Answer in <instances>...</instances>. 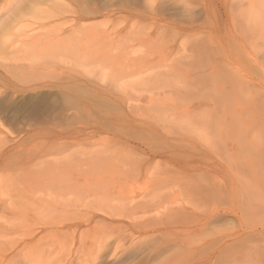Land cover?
Instances as JSON below:
<instances>
[{
    "label": "rangeland",
    "instance_id": "1",
    "mask_svg": "<svg viewBox=\"0 0 264 264\" xmlns=\"http://www.w3.org/2000/svg\"><path fill=\"white\" fill-rule=\"evenodd\" d=\"M59 1L0 0V106L4 107L0 109L3 113L0 118V125L3 126V128L0 126L2 142H0V146L3 143L6 145L0 151V164L2 165L0 167L2 168V171L0 170V174H2L0 175V200L1 203L4 202L2 204L7 210H5V215L13 213V211L15 215L10 214L7 215V218L0 219V224L7 227V231H0V264H209L204 261L209 244L202 245L200 243L203 242L199 243L198 239L201 237V239L207 240L208 237L217 236V229L223 230L229 228V225H237L235 216L225 215L219 220L212 221L213 225L209 223L207 228L205 226L204 231H201L204 227L199 229L201 224L194 226L195 232L189 233L188 237L174 235L189 231L186 226L182 225H177L175 230L173 229L175 227L170 226L167 230L161 229L155 232L149 231V233L129 230L124 233L118 228L105 227L104 229L100 227V230L98 227V231L95 230V233L91 231V235L95 236L96 234L97 237L83 236L85 241L83 238L79 241L78 236L69 238L66 229L58 228L59 232L57 233L51 231L52 229L56 230L52 223L53 219L57 218L58 222L56 220V223L64 222L68 219L65 216L69 214L72 216L70 210H75L73 216H76L77 211L88 210V205L90 209L97 207L96 209L102 210L104 208L109 212L114 211L113 213L121 214V217L107 219H113V222L116 224L118 222L124 227L144 219L168 220L169 217L182 213H177L180 208L186 212V214H182L185 217L190 215L191 206L193 209L194 206L198 208L195 207V210L203 209V211L218 208L221 214L227 210L226 208H238L240 212L238 216L241 218L250 216L255 221L257 228L255 226L252 233H259L262 230V224L264 225V221L261 222L264 219V0H139V4H132L133 0H64L65 5H61V8L60 5H57ZM88 6L90 8L95 6L97 15L80 19L79 16L83 15ZM189 17H194L195 22L193 20L186 21ZM82 25L86 27L98 25V27H91L94 30L92 34H90L89 26V28H84L90 31L85 34H90V37L85 36L88 41L85 37L83 38L84 35H81L83 32L85 33V30H80L83 29L80 27ZM199 32L202 33L198 34ZM206 32L214 33L215 36L211 42L203 37ZM216 35L218 37L220 35V37L218 38ZM73 36H77V38ZM70 37H72V43ZM201 37V40L195 41ZM89 38H91L90 41ZM55 39L58 40V43L62 41L65 51L63 49L61 51L59 48L60 52L59 50L57 52L58 48L54 47L55 52L50 49L54 52L52 55L49 49L46 51L44 45L46 44L48 48L47 43L50 46L56 43L57 46ZM231 41L236 45H232ZM81 42H83L82 45ZM225 42H228L232 49L233 47L239 48L238 54L232 58V61L235 69L241 72L238 78L236 76L225 80L220 78L218 82L226 88L225 94L224 92L221 94L212 90L215 89L217 81L213 83L214 81L206 76L209 71L207 68H201V64L197 63V60L201 57L199 52L202 48L206 51L204 54L206 57L213 49V44L214 46L225 45ZM68 43L70 46L66 49L65 45L68 47ZM17 45L18 47H16ZM37 47L38 49L44 47L45 50L39 49L38 51ZM35 50L37 51L35 52ZM68 50L69 53H67ZM44 51L45 53H43ZM190 60L193 63L188 64ZM205 78L208 82L204 80ZM41 83L44 84L41 85ZM46 83L56 84L55 87L59 84H73L80 86V88L77 87L79 89L75 87L77 90L82 88L83 91V87L85 89L87 87V89L82 93L81 90L78 91L80 95L82 94L80 98H78L79 95L75 96V98L77 97L75 103L79 106L75 104L74 107L72 104L67 105L66 107H70L66 108L60 105L62 107L60 109V106H54L57 104L58 98H56V102L53 99L58 95V90L47 91ZM39 88L42 90L40 91ZM248 88L254 89V93ZM46 93L51 95L49 96L50 100L53 99L48 101L53 106L46 108L47 110L41 106V101L44 100L43 97ZM83 95L84 97H82ZM245 96L247 100L244 98ZM228 98L230 100H227ZM222 101L223 108L220 105ZM246 101L247 104L244 105ZM198 102L206 105L202 109H196L195 106ZM106 105H109L111 109L121 108L119 112L121 115L108 110L109 114L114 113V115L108 117L109 119L106 118V121L98 120L103 117L102 113L106 110ZM87 106L89 107L86 109ZM55 107H57V112ZM78 107L80 110H77ZM224 107L228 112L225 111L222 114ZM102 108L103 110L100 112ZM256 108H258L257 111L254 110ZM184 110L189 112L188 116L193 118L184 117L180 112ZM88 111L93 116L90 115V112L87 114ZM249 111L250 115L247 114ZM137 113L141 114L140 117L143 116V118H140L139 114L137 116ZM68 114H73L72 116L76 119ZM216 115L223 116L216 117ZM70 117L71 119H69ZM77 117L80 120H77ZM125 117L128 120L129 118L134 119L137 123L141 122V124L144 121L145 123L152 122L154 128H145L149 132L144 128L142 131L138 130L139 132L133 128L129 130V127L123 123L124 120H127ZM52 118L56 119L52 120ZM64 119H67L69 125ZM55 120L57 121L54 122ZM96 120L100 123H96L98 122ZM168 120L172 122L170 123ZM199 122L204 125L202 124L203 126H199L198 129ZM50 123H56V126ZM251 123L255 126H252ZM7 124L8 126H6ZM57 125L62 126V129L59 127L58 130ZM64 125H67L68 128ZM104 125H113V127L110 126L111 132H114L116 128H123L128 135L119 138L113 133L105 131L102 127ZM98 129L101 131L95 134L94 131H98ZM245 129L249 131L246 132ZM254 129L256 130L254 131ZM7 131L10 133L8 134ZM183 131L186 135L181 133ZM186 131H189V136ZM197 132H199L198 136ZM192 133L195 135H191ZM194 143L196 148L206 147L208 154L194 150L191 146ZM177 145H179V149ZM127 148L135 150L137 154H131L126 150ZM120 149L123 150V153ZM223 149L224 151H222ZM125 151L129 153V156ZM136 156L145 157L147 160L146 164L141 166L140 174H137L138 171L134 169L137 163L136 159L134 160ZM72 159L75 162H72ZM102 163L104 164L102 165ZM105 165L110 170H107ZM258 167H262L261 170ZM255 169L256 171H254ZM207 170L216 174L215 176L224 185L227 195L224 199L208 201L198 196V189L210 187V183L213 182L210 175L205 176L208 174ZM67 171H71V173L69 174ZM195 171L199 172L196 174ZM76 172L82 175L78 174V177ZM67 173L69 178H65ZM95 173H98L99 181H97ZM198 174L202 176L201 178L209 177V179L203 178L206 184H202L204 182L200 180ZM85 175L88 178H84ZM101 176L104 179L100 178ZM102 179L106 182L104 183ZM195 179H198L197 183H195ZM84 180L87 181L84 182ZM74 181L81 182L82 185L80 183L79 186H75L73 185ZM68 186L73 189H69ZM191 188L192 191L194 190L193 192ZM82 189L83 191H81ZM19 190L22 192L20 193ZM250 192L254 195H251ZM55 193L57 194L55 195ZM61 194L63 195L61 196ZM260 195L261 198H258ZM70 197L74 198L75 204ZM102 198L103 201L105 200L104 204ZM116 198L119 201H116ZM129 198H131L130 202ZM189 198L195 199L192 200L194 205ZM226 198H229L230 201ZM66 199L68 202L64 201ZM72 201L75 208H72ZM143 201L144 203H141ZM196 203L198 204L195 205ZM137 204H145V207L134 209V205ZM172 210L173 212H171ZM244 213L247 215L244 216ZM54 215L55 217L52 218ZM57 215H61L59 218L62 219L64 216L65 220L61 219L60 221ZM73 216L69 219H74ZM77 217L79 216L77 215L75 218ZM260 225L261 227H258ZM106 230H108L107 233ZM209 230L213 234L211 231L208 233ZM184 237L188 239L184 240ZM194 239L199 243L194 242L196 246L192 243L195 241ZM82 240L83 244H81ZM186 241H189L190 249L189 243H184ZM79 244L84 246L80 248ZM177 250L179 251L177 252ZM79 252L81 253L79 254ZM214 260L215 258L211 261Z\"/></svg>",
    "mask_w": 264,
    "mask_h": 264
},
{
    "label": "bare ground",
    "instance_id": "2",
    "mask_svg": "<svg viewBox=\"0 0 264 264\" xmlns=\"http://www.w3.org/2000/svg\"><path fill=\"white\" fill-rule=\"evenodd\" d=\"M120 2V1H119ZM58 4L57 5H60V8H61V5L62 6H64L65 4H64V0H60L59 2H57ZM64 4V5H63ZM132 4H139V0H133V2H132ZM164 4V3H163ZM94 5V4H93ZM123 5V4H122ZM92 6V5H91ZM58 7V6H57ZM165 7V6H164ZM57 10V9H56ZM58 11V10H57ZM59 12V11H58ZM21 13V12H20ZM97 15V12H96V10H95V6L94 7H92V8H90L89 6L88 7H86V10H85V12H83V15L80 17L79 16V18L80 19H86V18H91L92 16H94V15ZM78 15V14H77ZM149 16V15H148ZM183 19V18H182ZM184 19H186V18H184ZM194 19V17H189V18H187L186 19V21H192ZM135 20V19H134ZM122 21H124V20H122ZM194 21V20H193ZM195 22V21H194ZM194 22H190L191 24L192 23H194ZM189 23V22H188ZM209 23H210V21H209ZM209 23H207L208 25H210ZM212 23V22H211ZM89 26V25H88ZM86 27L85 25L83 26H80V27H83V29H80V30H85L84 28L86 27V28H89V29H91V27H98V25L96 26H89V27ZM202 27V26H201ZM76 28V27H75ZM204 28V27H203ZM202 28V29H203ZM212 28V27H211ZM89 29H87V30H85V33L83 32V34H81V32L80 31H77L76 29V31L77 32H79L81 35H84L83 36V38L85 37V36H88V37H90V34H92L93 32H94V30L93 29H91V32L90 31H88ZM201 29V30H202ZM79 30V29H78ZM72 31H73V29H72ZM90 32V34L88 35H85L86 34V32ZM210 31V30H209ZM212 31V30H211ZM48 32V31H47ZM213 32V31H212ZM222 32V31H221ZM57 33V32H56ZM130 33H132V32H130ZM202 32H199L198 34H201ZM54 34V33H53ZM184 34V33H183ZM198 34H195L196 36H198ZM220 34V33H219ZM71 35H73V34H71ZM74 35H76V34H74ZM177 35V34H176ZM194 35V36H195ZM43 36H45V35H43ZM68 36H69V34H68ZM95 36V35H94ZM96 36H98L97 34H96ZM215 35H214V33H210V32H206V34L205 35H203V37H205L206 39H207V41H209V42H211V40L213 39V37H214ZM46 37H48V35L46 34ZM74 37V36H73ZM79 37V36H78ZM93 37V36H92ZM216 37H218L217 35H216ZM219 37H220V35H219ZM218 37V38H219ZM229 37V36H228ZM227 37V38H228ZM230 37H232V36H230ZM229 37V38H230ZM66 38V37H65ZM72 37H70V41H71V43H72V39H71ZM74 38H77V36L76 37H74ZM86 39H87V41H88V38L87 37H85ZM50 39V38H49ZM49 39H48V42H49ZM57 39H58V37H57ZM61 39V38H60ZM59 39V40H60ZM69 39V38H68ZM90 39L91 38H89V41H90ZM202 39V37L199 39V38H197V39H195V41L196 42H198L199 40H201ZM56 40V39H55ZM62 40H64V39H62ZM67 40V39H66ZM78 40V39H77ZM83 39H81V41H82ZM32 41V40H31ZM57 41V46H56V43H54V45H49L50 44V42H49V44L47 43V45H48V48H47V46H46V44L44 45V47H45V49H46V51H47V49H53L54 50V52L56 51L55 49H54V47H56V49H57V52H58V50H59V48H61V51H63L64 50V46H63V43H62V41H60L59 43H58V40H56ZM74 41V40H73ZM34 42V41H33ZM32 42V43H33ZM45 42V41H44ZM83 42H84V40H83ZM83 42H81V45H82V43ZM60 43H62V45H60ZM22 44V43H21ZM64 44H66V43H64ZM73 44H74V42H73ZM79 44H80V40H79ZM213 44V43H212ZM231 44L232 45H236V43L235 42H233V41H231ZM59 45V46H58ZM67 45V44H66ZM66 45H65V48L66 49H68L69 48V43H68V47H66ZM211 46V45H210ZM213 46V49L212 48H208V49H212L210 52H209V54H207L206 55V57H205V55L204 54H206V51L202 48V50L199 52V54L201 55V57L197 60V63L198 62H200V64H201V68H207V71H209V73L206 75L208 78H210L211 79V81H214L213 83H215V81H217V83H216V87H215V89L213 88L212 90L214 91V90H216L218 93L220 92L221 94L224 92V90L226 91V88H225V86L224 85H221L220 84V82H218V81H220V78L222 79V80H225V79H232L231 77H234V76H236L237 78H238V75L240 74V70H236L235 69V67L233 66L234 65V63H233V61H232V58L234 57H236V55L238 54V52H239V48H236V47H233V49H232V46H230L229 45V43L228 42H225V45H216V46H214V44L212 45ZM16 47H18V45L16 46ZM44 47H39V49L40 50H42V49H44ZM76 47V49H77V46H75ZM74 47V48H75ZM81 47H83V46H81ZM204 47V46H203ZM238 47H240V46H238ZM79 48V47H78ZM205 49H206V47H204ZM236 48V49H235ZM37 49H38V47H37ZM39 49H38V51H39ZM44 49V50H45ZM63 49V50H62ZM71 49V48H70ZM50 50V51H51ZM52 50V51H53ZM37 50H35V52H36ZM50 51H48L49 53H50ZM51 51V52H52ZM65 51V50H64ZM28 52V51H27ZM41 52V51H40ZM54 52H52V55L54 54ZM56 52V53H57ZM59 52H60V50H59ZM73 52H74V50H73ZM205 52V53H204ZM43 53H45V51L43 52ZM47 53V52H46ZM48 53V54H49ZM63 53H65V52H63ZM67 53H69V50H68V52ZM241 53V52H240ZM243 54H244V52H243ZM38 55V54H37ZM44 55V54H43ZM47 55V54H46ZM72 55H73V53H72ZM51 56V55H50ZM57 56V55H56ZM240 56V55H239ZM48 57V56H47ZM52 57H54V56H52ZM51 57V58H52ZM64 57V56H63ZM238 59H239V57H238ZM252 59V58H251ZM240 61V60H239ZM190 63H188V64H191V63H193V61H189ZM194 63H196L195 61H194ZM187 64V63H186ZM202 65H204V66H202ZM229 66V67H228ZM231 66H232V68H231ZM200 68V67H199ZM190 69V68H189ZM206 70V69H205ZM198 71V70H197ZM200 71V70H199ZM201 71H203V70H201ZM188 72H190V71H188ZM207 73V72H206ZM184 74H186V73H184ZM229 76V77H228ZM203 77V76H202ZM176 78V77H175ZM190 78V77H189ZM197 78V77H196ZM201 79H203V78H201ZM63 80V78L61 79V81ZM68 80V79H67ZM204 80H206V78L204 79ZM236 80V79H235ZM8 81V80H7ZM207 81V80H206ZM6 82V81H5ZM55 82V81H54ZM57 82H60V81H57ZM63 82V81H62ZM77 82V81H76ZM76 82H73V83H75V84H78V83H76ZM80 82V81H79ZM208 82V81H207ZM231 82V81H230ZM183 83V82H182ZM229 83V82H228ZM238 83H240V82H238ZM256 83V82H255ZM1 84V83H0ZM7 84V83H6ZM8 84H9V82H8ZM42 84H44V83H41V85ZM201 84V83H200ZM217 84H219V86H217ZM40 85V86H41ZM46 86V88L48 87V89H47V91H50V89H57L58 91V95L55 97V98H53V97H51V98H53V99H55V102H56V98H58V101H57V104H54V106H63V107H66L67 105H72V104H74V107H75V104L77 105V103H75L76 102V98H75V96H77V95H79V97L78 98H80V96L82 95H80V90L82 89H80V90H77V89H79L80 88V86L79 85H71V84H59V86H56L55 87V85H53V84H51V83H46L45 84ZM192 85H193V83H192ZM207 85V84H206ZM239 85V84H238ZM79 86V88H77ZM194 86V85H193ZM197 86V85H196ZM248 86V85H247ZM249 86H251V85H249ZM6 87V86H5ZM54 87V88H53ZM77 89H76V88ZM82 87V86H81ZM210 87V86H209ZM208 87V88H209ZM219 87V88H218ZM231 87V86H230ZM240 87V86H239ZM241 87H243L244 89L246 88V87H244V86H242L241 85ZM252 87V86H251ZM42 88H43V90H44V87L42 86ZM73 88V89H72ZM84 88V90H86L87 89V87H86V89H85V87H83ZM195 88V87H194ZM225 88V89H224ZM242 88V89H243ZM38 89V88H37ZM89 89V88H88ZM191 89V88H190ZM247 89V88H246ZM249 89V88H248ZM39 90H40V88H39ZM42 90V89H41ZM40 90V91H41ZM83 90V91H84ZM93 90V89H92ZM250 90V89H249ZM248 90V91H249ZM252 90V92H253V90L254 89H251ZM250 90V91H251ZM25 91V90H24ZM53 91V90H52ZM51 91V92H52ZM79 91V92H78ZM82 90H81V93L83 92ZM228 91V90H227ZM255 91H257V90H255ZM261 91V90H260ZM43 92V91H42ZM87 92V91H86ZM235 92V91H234ZM258 92V91H257ZM34 93V92H33ZM44 93H45V91H44ZM49 94H51L50 92H48ZM89 93V92H88ZM100 93V92H99ZM254 93V92H253ZM38 94V93H37ZM49 94H45V96L43 97V95H42V97L44 98V100L43 101H41L42 102V108H44V109H46V108H48V107H52L51 106V104H50V102L48 103V101L50 100L49 98V96H51V95H49ZM84 94V93H83ZM87 94V93H86ZM224 94H225V92H224ZM97 95V94H96ZM29 96V95H28ZM27 96V97H28ZM35 96V95H34ZM41 96V95H40ZM95 96V95H94ZM203 96V95H202ZM24 97V96H23ZM41 97V98H42ZM82 97H84V95L82 96ZM92 97V96H91ZM96 97V96H95ZM213 97V96H212ZM216 97V96H215ZM220 97V96H219ZM253 97V96H252ZM263 97V96H262ZM33 98V95L31 96V99ZM36 99H37V97H35ZM47 99V101H46V99ZM86 98H90V97H86ZM224 98V97H223ZM231 98V100H232V96L230 97ZM230 98H228L227 100H230ZM246 100H247V98H246V96L244 97ZM254 98V97H253ZM256 98H258V97H256ZM24 99H25V97H24ZM38 99H39V97H38ZM52 99V100H53ZM84 99V98H83ZM218 99V98H217ZM217 99H215V100H217ZM220 99H222V98H220ZM263 99H264V97H263ZM41 100V99H40ZM52 100H50V101H52ZM213 100V99H212ZM224 100V99H223ZM226 100V101H227ZM244 100V99H243ZM257 100V99H256ZM39 101V100H38ZM84 101V100H83ZM90 101V100H89ZM91 101H93V100H91ZM95 101V100H94ZM103 101H106V100H103ZM202 101V100H201ZM221 101V100H220ZM219 101V102H220ZM234 101V100H233ZM261 101V100H260ZM36 102V101H35ZM85 102V101H84ZM229 102V101H228ZM243 102V101H242ZM241 102V104L243 105V103ZM28 103V102H27ZM31 103V102H30ZM105 103V102H104ZM108 103V102H107ZM106 103V104H107ZM216 103V102H215ZM235 106L237 105V102H236V100H235ZM14 104V103H13ZM216 104H218L219 105V103H216ZM231 104V103H230ZM239 104V103H238ZM245 104H247V101H246V103H244V105ZM31 105H33V104H31ZM112 105V104H111ZM196 105V104H195ZM194 105V106H195ZM206 105V104H205ZM204 103H197V105L195 106V108L196 109H202L204 106ZM221 106L223 105V101L221 102V104H220ZM226 105V104H225ZM243 105V106H244ZM255 105H257L256 103H255ZM59 107L60 109L62 108V107ZM77 106H79V105H77ZM97 106V105H96ZM95 106V107H96ZM100 106V105H99ZM104 106V105H103ZM116 106H118V105H116ZM191 106V105H190ZM208 106V105H207ZM1 108L0 109H3L4 107H2V106H0ZM35 107H36V105H35ZM34 107V108H35ZM57 107H55L56 108V112H57ZM70 107V106H69ZM69 107H66V108H69ZM80 107H82V106H80ZM89 106H87L86 107V109L88 108ZM98 107V106H97ZM115 107V106H114ZM193 107V106H192ZM252 107H254V106H252ZM31 108H33V107H31ZM65 108V109H66ZM73 108V107H72ZM100 108V107H99ZM116 108V107H115ZM194 108V109H195ZM222 108H223V106H222ZM259 108V107H258ZM258 108H256V109H254V110H256L257 111V109ZM79 109V107L77 108V110ZM84 109V108H83ZM92 109H95V108H92ZM97 109V108H96ZM106 110H104L103 111V117L101 118V119H98V120H101V121H103V120H105L106 118H108V117H111V115L113 114L114 115V113L115 112H117L118 114H119V112L121 111V108H119V107H117L116 109H111V107L109 106V105H106V108H105ZM119 109V110H118ZM186 109H188L187 107H186ZM207 109V108H206ZM233 109V108H232ZM239 109V108H238ZM241 109V108H240ZM32 110H34V109H32ZM40 110V109H39ZM47 110V109H46ZM45 110V111H46ZM51 110V109H50ZM67 110V109H66ZM66 110H61V111H63V112H65ZM69 110V109H68ZM70 110H71V108H70ZM73 110V109H72ZM80 110V109H79ZM85 110V109H84ZM90 110V109H89ZM100 110V109H99ZM102 110H103V108L101 109V111L100 112H102ZM108 110H112V112H114V113H110L109 114V111ZM166 110V109H165ZM221 110H223V109H221ZM243 110V109H242ZM2 110H0V118L2 117V112H1ZM43 111V110H42ZM60 111V112H61ZM94 111V110H93ZM134 111V110H133ZM175 111V110H174ZM212 111H213V109H212ZM218 111V110H217ZM225 111H227V109H225V107H224V110L222 111V114L225 112ZM234 111V110H233ZM251 111H253V110H251ZM259 111V110H258ZM59 112V111H58ZM63 112H62V114H63ZM67 112V111H66ZM65 112V113H66ZM73 112H74V110H73ZM81 112H82V108H81ZM89 112L90 111H88V113L87 114H89ZM182 114H183V116L184 117H186V116H188L190 113L189 112H187V111H180ZM228 112V111H227ZM263 112V111H262ZM14 113V112H13ZM42 113V112H41ZM41 113H40V116H41ZM76 113V112H75ZM79 113V112H78ZM83 113H85L84 111H83ZM94 113V112H93ZM97 113V112H96ZM131 113H132V111H131ZM136 113V112H135ZM231 113V112H230ZM234 113V112H233ZM252 113H254V112H252ZM6 114V113H5ZM4 114V115H5ZM37 114V113H36ZM46 114V113H45ZM61 114V113H60ZM98 114V113H97ZM134 114V113H133ZM138 114L139 113H137V116H138ZM207 114V113H206ZM214 114V113H213ZM232 114V113H231ZM230 114V115H231ZM248 115H250V111L247 113ZM256 114V113H255ZM258 114H260V113H258ZM18 115V114H17ZM39 115V114H38ZM50 115V114H49ZM69 115V114H68ZM73 114H71V115H69V116H72ZM90 115H91V112H90ZM89 115V116H90ZM119 115H121V114H119ZM118 115V116H119ZM136 115V114H135ZM140 115L141 114H139V117H140ZM176 115H178V114H176ZM204 115V114H203ZM208 115V114H207ZM234 115V114H233ZM257 115V114H256ZM13 116V115H12ZM27 116V115H26ZM34 116V115H33ZM44 116V115H43ZM43 116H42V118H43ZM52 116V115H51ZM77 116V115H76ZM88 116V115H87ZM91 116H93V114L91 115ZM97 116V115H96ZM134 116V115H133ZM136 116V117H137ZM182 116V117H183ZM197 116V115H196ZM210 116V115H209ZM221 116H223V115H221ZM221 116H218V115H216V117H221ZM260 116V115H259ZM4 117V116H3ZM9 117V116H8ZM14 117V116H13ZM16 117V116H15ZM47 117V116H46ZM56 117H57V115H56ZM59 117H60V115H59ZM62 117H64V116H62ZM65 117H67V116H65ZM72 117H74V116H72ZM81 117V116H80ZM84 117V116H83ZM188 117H192V116H188ZM198 117V116H197ZM6 118V117H5ZM68 118V117H67ZM75 119H76V117H74ZM126 118V117H125ZM140 118H143V116L142 117H140ZM140 118H138V119H140ZM193 118V117H192ZM251 118V117H250ZM8 119V118H7ZM47 119V118H46ZM49 119V118H48ZM54 119H56V118H52V120H54ZM69 119H71V117L69 118ZM73 119V118H72ZM74 119V120H75ZM87 119V118H86ZM109 119V118H108ZM127 119V118H126ZM145 119H147V118H145ZM195 120H196V117L194 118ZM199 119V118H198ZM3 120V119H2ZM6 120V119H5ZM15 120V119H14ZM13 120V121H14ZM31 120H32V118H31ZM30 120V121H31ZM37 120V119H36ZM51 120V121H52ZM57 120H58V118H57ZM57 120H55L54 122H56ZM67 119H64V121L66 122V124H67V121H66ZM74 120H72V121H74ZM77 120H80V118H78L77 117ZM76 120V121H77ZM98 120H96V121H98ZM142 120V119H141ZM149 120V119H148ZM152 120V119H151ZM156 120V119H155ZM193 120V119H192ZM217 120L219 121V119L217 118ZM251 120H253L254 121V119H252L251 118ZM42 121V123H43V120H41ZM47 121V120H46ZM49 121V120H48ZM51 121H49V122H51ZM69 121V120H68ZM84 121V120H83ZM87 121V120H86ZM106 121V120H105ZM138 121V120H137ZM164 121V120H163ZM168 121H170V123L172 122L171 120H168ZM180 121H181V119H180ZM184 121V119L182 120V122ZM190 121H191V119H190ZM258 121V120H257ZM261 121V120H260ZM8 122V121H7ZM59 122V121H58ZM57 122V123H58ZM147 122V121H146ZM178 122H179V119H178ZM192 122H194V120L192 121ZM204 122V121H203ZM207 122V121H206ZM214 122V121H213ZM4 123V122H3ZM29 123V122H28ZM37 124H39V122H36ZM69 123V122H68ZM70 123H71V121H70ZM96 123H100L99 121L98 122H96ZM120 123V122H119ZM123 123H125L126 124V127H129L128 129L130 130V128H133L134 130L136 129V131H142V129L144 128H151V129H153L154 128V126L152 125L153 123L152 122H147V123H145V121L141 124V122H139V123H137L136 122V120L134 121V119H130L129 118V120L127 119V120H124L123 121ZM155 123V122H154ZM157 123V122H156ZM167 123V122H166ZM255 123V122H254ZM257 123V122H256ZM5 124H6V122H5ZM9 124V123H8ZM8 124L6 125V126H8ZM33 124V123H32ZM51 124V123H50ZM50 124H49V126H50ZM59 124H61V122H59ZM85 124V123H84ZM169 124V123H168ZM167 124V125H168ZM203 124V123H202ZM200 122H199V125L197 124V126H198V129L200 128V127H202L203 125H202ZM207 124H209V123H207ZM213 124V123H212ZM251 124H253V123H251ZM261 124V123H260ZM259 124V125H260ZM2 125V124H1ZM0 125V126H1ZM11 125V124H10ZM44 125V124H43ZM51 125H55L56 126V123H54V124H51ZM63 125V124H62ZM67 125H69V124H67ZM65 126V127H67L68 128V126ZM161 125V124H160ZM228 125V124H227ZM258 125V126H259ZM29 126V125H28ZM48 126V125H47ZM58 126V125H57ZM85 126V125H84ZM110 126H112L113 127V125H104V126H102L103 128H104V130L105 131H109V132H111V130H112V128H110ZM116 126V125H115ZM200 126V127H199ZM209 126V125H208ZM252 126H255L254 124L252 125ZM251 126V127H252ZM59 127H61V129H62V126H58V130L60 129ZM76 127V126H75ZM97 127V126H96ZM168 127V126H167ZM172 127V126H171ZM194 127V126H193ZM245 127V126H244ZM1 128H3V126H1ZM4 128H6L5 126H4ZM69 128H70V126H69ZM179 128V127H178ZM188 128V127H187ZM190 128V127H189ZM264 128V127H263ZM46 129V128H45ZM64 129H66V128H64ZM127 129V130H128ZM141 129V130H140ZM150 129V130H151ZM184 129H186V128H184ZM213 129H214V127H213ZM246 129H247V127H246ZM245 129V130H246ZM44 130V129H43ZM58 130H57V132H58ZM132 130V129H131ZM145 130H147V129H145ZM169 130V129H168ZM174 130V129H173ZM181 130V129H180ZM217 130H219L218 129V127H217ZM256 129H254V131H255ZM259 130V129H258ZM50 131V130H49ZM101 130L100 129H98V131H94V133L96 134V132H100ZM138 131V132H139ZM148 132H149V130H147ZM196 131V130H195ZM211 131H212V129H211ZM214 131V130H213ZM221 131V130H220ZM247 131H249V130H246V132ZM8 132V131H7ZM52 132V131H51ZM186 132H188V135L187 136H189L190 135V133H189V131H186ZM200 132V131H199ZM199 132H197V136H198V134H199ZM204 132V131H203ZM252 132V131H251ZM10 132H8V134H9ZM76 133V132H75ZM93 133V135H95ZM111 133H113V135H116V136H118L119 138H120V136H124V135H128V134H126L127 132L125 131V129H123V128H116L115 130H114V132H111ZM147 133V132H146ZM169 133V132H168ZM181 133H183L184 134V131L183 132H181ZM193 133H194V130H193ZM193 133L191 134V135H193ZM209 133V132H208ZM207 133V134H208ZM250 133V132H249ZM257 133H258V131H257ZM92 134V133H91ZM99 134V133H98ZM108 134V133H107ZM141 134V133H140ZM144 134V133H143ZM148 134V133H147ZM180 134V133H179ZM220 134V137H221V132L219 133ZM76 135V134H75ZM88 135V134H87ZM142 135V134H141ZM181 135V134H180ZM184 135H186V134H184ZM195 135V134H194ZM193 135V136H194ZM205 135H206V133H205ZM48 136V135H47ZM63 136V135H62ZM211 136H213V135H211ZM60 137V136H59ZM125 137V136H124ZM184 137V136H183ZM199 137H200V135H199ZM198 137V138H199ZM202 137H204V136H202ZM201 137V138H202ZM207 137V136H206ZM215 137V136H214ZM214 137H212V138H214ZM251 137H254V136H251ZM256 137V136H255ZM259 137V136H258ZM118 138V139H119ZM122 138V137H121ZM155 138V137H154ZM1 139V138H0ZM136 139V138H135ZM220 139V138H219ZM258 139V138H257ZM260 139V138H259ZM131 140H133V139H131ZM139 140V139H138ZM137 140V141H138ZM187 140V139H186ZM186 140H184V141H186ZM188 140H192V139H188ZM187 140V141H188ZM215 140V139H214ZM217 141H218V139H216ZM225 140V139H224ZM253 140V139H252ZM6 141V140H5ZM140 141V140H139ZM193 141V140H192ZM254 141H255V139H254ZM0 142H1V140H0ZM169 142H171V141H169ZM183 142V141H182ZM195 142V141H194ZM2 143V142H1ZM6 143H7V141H6ZM10 143V142H9ZM172 143V142H171ZM184 143V142H183ZM189 143V142H188ZM209 143V142H208ZM218 143V142H217ZM222 143V142H221ZM263 143H264V141H263ZM187 144V143H186ZM211 144V143H210ZM260 144V143H259ZM155 145V144H154ZM163 145V144H162ZM183 145V144H182ZM187 145H189V144H187ZM216 145V144H215ZM223 145V144H222ZM221 145V146H222ZM6 145H5V143H3L1 146H0V151H1V149L2 148H4ZM152 146V145H151ZM178 147V149H179V145H177ZM192 146V148L194 149V150H196V151H198L199 153H207L208 151V149L206 150V147H199V148H196V146H195V143L193 144V145H191ZM162 147V146H161ZM184 147V146H183ZM223 147V146H222ZM260 147V146H259ZM174 148H175V146H174ZM176 148V149H177ZM189 148V147H188ZM187 148V149H188ZM219 148V147H218ZM221 148V147H220ZM241 148V147H240ZM152 149H153V146H152ZM184 149V148H183ZM216 149V148H215ZM264 149V148H263ZM121 150V149H120ZM126 150H128V152H130L131 154L133 153V154H137V152L135 151V150H132V149H130V148H127ZM189 150V149H188ZM220 150V149H219ZM218 150V151H219ZM122 151V153H123V150H121ZM170 151V150H169ZM222 151H224V149L222 150ZM221 151V152H222ZM125 152H127V151H125ZM127 152V153H128ZM228 152V151H227ZM3 153V152H2ZM126 153V154H127ZM144 153V152H143ZM177 153V152H176ZM197 153V152H196ZM1 154V153H0ZM184 154H186V153H184ZM208 154V153H207ZM218 154V153H217ZM17 155V154H16ZM141 155V154H140ZM154 155V154H153ZM157 155V154H156ZM161 155V154H160ZM165 155V154H164ZM226 156H227V154H225ZM110 156V155H109ZM117 156V155H116ZM121 156V155H120ZM128 156H129V153H128ZM152 156V155H151ZM16 157V156H15ZM18 157V156H17ZM171 157V156H170ZM235 157H237V156H235ZM138 156H136L135 158H134V160L136 159V161H137V163L135 164V167H134V169L136 170V171H138L137 172V174L139 173L140 174V169H141V166L142 165H144V164H146V159H145V157L143 158H139ZM203 158V157H202ZM1 159V158H0ZM115 159V158H114ZM138 159V160H137ZM182 159V158H181ZM231 159V158H230ZM108 160V159H107ZM111 160V159H110ZM184 160V159H183ZM228 160V159H227ZM232 160V159H231ZM247 160V159H246ZM261 160V159H260ZM4 161V160H3ZM75 162V160H73L72 159V162ZM98 162H99V160H97ZM114 161V160H113ZM135 161V162H136ZM174 161H176L177 162V160H174ZM230 161V160H229ZM233 161V160H232ZM249 161V160H248ZM2 162V161H1ZM134 162V161H133ZM238 162V161H237ZM261 162H262V160H261ZM10 163V162H9ZM69 163V162H68ZM67 163V164H68ZM80 163V162H79ZM100 163V162H99ZM111 164H112V162H110ZM246 163H249V162H246ZM251 163V162H250ZM11 164V163H10ZM14 164V163H13ZM17 164V163H16ZM104 163H102V165H103ZM186 164V163H185ZM241 164H243V163H241ZM263 164V163H262ZM3 165H4V163H3ZM15 165V164H14ZM58 165V164H57ZM115 165V164H114ZM249 165V164H248ZM248 165H247V167H248ZM264 165V164H263ZM2 165L0 164V167H1ZM72 166V165H71ZM71 166H69L70 167V169H71V171H72V168H71ZM85 166V165H84ZM106 167H107V170L109 169L110 170V168H108V166L107 165H105ZM104 166V167H105ZM112 166V165H111ZM203 166H205V165H203ZM202 166V167H203ZM104 167H103V169H104ZM188 167V166H187ZM193 167V166H192ZM244 167H245V165H244ZM247 167H246V169H247ZM260 167V166H259ZM258 167V168H259ZM3 168H5V167H3ZM21 168V167H20ZM198 168V167H197ZM197 168H195V169H197ZM203 168H205V167H203ZM231 167H229V169H230ZM242 168V167H241ZM262 168V167H261ZM261 168H259L260 170H261ZM2 168H0V170H1ZM18 169V168H17ZM74 169V168H73ZM78 169V168H77ZM114 169L116 170V167H114ZM148 169H149V166H148ZM209 169V168H208ZM232 170H233V168H231ZM83 170V169H82ZM86 170V169H85ZM91 170V169H90ZM94 170H95V168H94ZM106 170V171H107ZM205 170V169H204ZM209 170H211V169H209ZM225 170V169H224ZM236 170V169H235ZM238 170V169H237ZM263 170V169H262ZM2 171V170H1ZM4 171H5V169H4ZM13 171V170H12ZM16 171V170H15ZM71 171L70 172H68L69 174L71 173ZM79 171H80V169H79ZM112 169H111V173H112ZM249 171V170H248ZM254 171H256V169L254 170ZM86 172H87V170H86ZM101 172V171H100ZM108 172V171H107ZM196 172V171H195ZM199 172V171H198ZM198 172H196V174L198 173ZM208 174H206L205 176H209L210 177V179H212V181L213 182H211L210 183V187L208 186V187H201L200 185V189H198V191H197V193H198V196L199 197H201V198H204V199H206V200H208V201H210V200H217V199H224V197L225 196H227L226 195V191H225V189H224V185L221 183V180L219 181V179L214 175V174H212V172L211 171H206ZM240 172V171H239ZM247 172V171H246ZM264 172V171H263ZM1 173V172H0ZM67 173V175H66V177L65 178H69V174ZM75 173V172H74ZM77 173V172H76ZM83 173V172H82ZM88 173H89V168H88ZM90 173H92L91 171H90ZM105 174H107L106 172H104ZM110 173V174H111ZM124 173V172H123ZM126 173V172H125ZM165 173V172H164ZM201 173H203L202 171H201ZM227 173V172H226ZM16 174V173H15ZM78 174H80V175H82L81 173H77V176H78ZM167 174V173H166ZM0 175H2V174H0ZM72 175V174H71ZM95 175H97V181H99V175H98V173L96 174L95 173ZM95 175H93V177H96ZM199 175V174H198ZM198 175H196V177H198ZM203 175V174H202ZM232 175V174H231ZM243 175V174H242ZM264 175V174H263ZM19 176H20V174H19ZM88 176H90V175H88ZM192 176V175H191ZM200 176V178L202 177L201 175H199ZM235 176V175H234ZM237 176V175H236ZM71 177V176H70ZM79 177V176H78ZM82 177V176H81ZM80 177V178H81ZM91 177V176H90ZM209 177H203V178H205V179H209ZM244 177V176H243ZM259 177V176H258ZM19 178V177H18ZM83 178V177H82ZM84 178H88L86 175H85V177ZM92 178V177H91ZM90 178V179H91ZM100 178H103L102 176L100 177ZM109 178H110V176H109ZM166 178V177H165ZM203 178H201L200 180H203ZM104 179V178H103ZM102 179V180H103ZM194 179V178H193ZM198 179H199V177H198ZM198 179H195V183H197L196 182V180H198ZM205 179L203 180V182L205 181ZM218 179V180H217ZM92 180V179H91ZM107 180V179H106ZM109 180V179H108ZM24 181V180H23ZM87 180H84V182H86ZM96 181V180H95ZM110 181H111V179H110ZM109 181V182H110ZM210 181V180H209ZM83 182V183H84ZM103 182L105 183L106 181H104L103 180ZM102 182V183H103ZM207 182V181H206ZM263 182H264V180H263ZM69 184L70 183H72V182H68ZM81 183V182H80ZM80 183L78 182V181H74V184L73 185H75V186H79L80 185ZM91 183V182H90ZM110 183H112V182H110ZM194 183V182H193ZM198 183H200L199 181H198ZM201 183H202V181H201ZM125 184V183H124ZM202 184H206L205 182L204 183H202ZM208 184V183H207ZM260 184V183H259ZM81 185H82V183H81ZM191 185H193V187L195 188H197V186H194V184H191ZM198 185V184H197ZM28 186V185H27ZM109 186V185H108ZM206 186V185H205ZM258 186V185H257ZM20 187V186H19ZM67 187V186H66ZM69 187V186H68ZM90 187V186H89ZM259 187H260V185H259ZM9 188V187H8ZM16 188V187H15ZM23 188V187H22ZM85 188V187H84ZM9 189H11V188H9ZM69 189H71L70 187H69ZM69 189H67V190H69ZM73 189V188H72ZM71 189V190H72ZM94 189H95V187H94ZM100 189V188H99ZM60 190V189H59ZM62 190V189H61ZM80 190V189H79ZM196 190V189H195ZM28 191V190H27ZM81 191H83V189L81 190ZM96 191H98L97 189H96ZM103 191H105V190H103ZM102 191V192H103ZM191 191H192V188H191ZM194 191V190H193ZM192 191V192H193ZM244 191V190H243ZM7 192H8V189H7ZM16 192V191H15ZM19 192H20V190H19ZM22 192V191H21ZM20 192V193H21ZM66 192V191H65ZM70 193H71V191H69ZM69 192H67V193H69ZM73 192V191H72ZM91 192V191H90ZM258 192V191H257ZM61 193V192H60ZM188 193V192H187ZM246 193H247V191H246ZM251 193V195L253 194L254 195V193H256V191H254V193H252V192H250ZM57 193H55V195H56ZM78 194V193H77ZM231 194V193H230ZM63 194H61V196H62ZM85 195V194H84ZM84 195H83V197H84ZM87 195H88V193H87ZM95 195H96V193H95ZM11 196H12V194H11ZM92 196V195H91ZM107 196H108V194H107ZM194 196V195H193ZM229 196V195H228ZM232 197H233V195H231ZM258 196H259V194H258ZM18 197V196H17ZM60 197V196H59ZM79 197V196H78ZM122 197V196H121ZM120 197V198H121ZM11 198V197H10ZM29 198V197H28ZM54 198H55V196H54ZM61 198V197H60ZM80 198V197H79ZM89 197L87 196V199H88ZM100 197L98 196V199H99ZM104 199H105V197H103ZM103 198H102V203L104 204L105 203V200L103 201ZM258 198H261V195H260V197H258ZM257 198V199H258ZM70 199H72L73 201H74V204H75V200H74V198H71L70 197ZM107 199V198H106ZM128 199V198H127ZM126 199V200H127ZM130 199L131 198H129V202H130ZM190 199V201H191V203H193L192 202V200H195V199H191V198H189ZM226 199H229V198H226ZM26 200H28V199H26ZM61 200H62V198H61ZM84 200H86V199H84ZM100 200V199H99ZM118 200V198H116V201ZM202 200V199H201ZM233 200V199H232ZM260 200V199H259ZM59 203H60V201L59 200H57ZM64 201H67V199L66 200H64ZM73 201H72V208L74 207L75 208V206H74V204H73ZM108 201V200H107ZM119 201V200H118ZM128 201V200H127ZM133 201V198H132V200H131V202ZM188 201V200H187ZM229 201H230V199H229ZM249 201V200H248ZM23 202V201H22ZM68 202V201H67ZM67 202H65V203H67ZM70 202H71V200H70ZM78 202H80L79 200H78ZM77 202V203H78ZM88 202V201H87ZM86 202V203H87ZM90 202V201H89ZM96 202V201H95ZM100 202H101V200H100ZM99 202V203H100ZM123 202H124V200H123ZM216 202V201H215ZM219 202V201H218ZM217 202V203H218ZM222 202V201H221ZM233 202V201H232ZM2 203L4 204V202L2 201ZM1 203V200H0V219H5V217L7 218V215H13V216H15L14 215V211H13V213H9V214H7L6 213V215H5V212L7 211L6 210V208L4 207V205ZM24 203V202H23ZM54 203H55V201H54ZM61 203H62V201H61ZM84 203H85V201H84ZM93 203V202H92ZM97 203V202H96ZM116 203V202H115ZM141 203H144V201L143 202H141ZM190 203V202H189ZM190 203V204H191ZM224 203V202H223ZM222 203V204H223ZM79 204V203H78ZM89 204V203H88ZM120 204V203H119ZM126 204H127V202H126ZM189 204V205H190ZM198 203H196L195 205H197ZM205 204V203H204ZM54 205V204H53ZM67 205V204H66ZM68 205H69V203H68ZM82 205V204H81ZM86 205V204H85ZM85 205H84V207H85ZM100 205V204H99ZM102 205V204H101ZM192 205V204H191ZM190 205V206H191ZM193 205H194V203H193ZM207 205V204H206ZM6 206V205H5ZM91 206V205H90ZM104 206V205H103ZM148 206V205H147ZM146 206V207H147ZM215 206H216V204H215ZM223 206V205H222ZM100 207V206H99ZM105 207V206H104ZM121 207H122V205H121ZM140 207H145V204H142V205H139V204H137V205H134V209H138V208H140ZM195 207L196 206H194V209H193V207L191 206L190 208L192 209L191 210V212H190V215H186L185 217L184 216H182V214H186V212L182 209L181 210V208L179 209V211H177V213L178 212H182V213H178V216H173V217H169L168 218V220H163V219H160V218H157V219H154V218H151V219H144L143 221H140V222H132L131 223V225H127V227H124V225L122 226L121 224H118V222H117V224H116V222H113L114 220L112 219V220H109V219H111V218H114V217H118V216H120L121 217V214H119V213H113V212H109V211H107L106 209V211L104 210V208L101 210V209H96V208H94V209H90L89 208V205H88V207H87V209L88 210H86V211H77L76 213L77 214H75L76 216L78 215L79 217H77V218H75L76 216H73L74 214V212H75V210H70L71 211V214H72V216L74 217V219H69L70 217H72V216H70V214L69 215H67V216H65L66 218H68V219H64L65 217L63 216V219L65 220L64 222H62L61 221V219L62 218H59V217H61V215H57V217L59 218V220L61 221V222H59V223H56V220H57V218H56V220L55 219H53V224H54V228L56 229V230H51L52 232H54V233H57V232H59V230H58V228H62V229H66L67 230V232H66V234L69 236V238H70V236H78V239H79V241H81V239L83 238L84 239V237L83 236H94V235H91L92 234V232L93 233H95L94 231L96 230V231H98L97 229H98V227H99V229H100V227H103L104 229H105V227H110V228H118V230L120 229L122 232H126V231H131V232H148L149 233V231L150 232H155V231H160L161 229L163 230V229H168L170 226H172V227H175V228H173L174 230L176 229V226L177 225H182V226H186L188 229L187 230H189V231H187V232H183V234L182 233H179L178 235H176V234H174L175 236H189V233H194L195 232V229L193 228L194 226H196V225H202V226H200V230L203 228V230H201V231H204L205 230V226H206V228H207V225H209V223H211L212 221H215V220H219V219H221L223 216H225V215H233V216H235L236 217V219H237V225H229V228H226V229H223V230H219V229H217L218 231L216 232V235L217 236H214V237H208V236H206V237H208V239H209V241H208V239L207 240H204V238L203 239H201V237H200V239H198L199 241V243L200 242H203V243H200V244H202V245H208L207 246V248H208V250H207V252H206V258L204 259V257H203V259H204V261H205V263L207 262H209V264H264V225L262 224V227H261V225L260 226H258V227H261V231L258 233H256V234H253L252 232H253V230H254V227L256 226L255 224V221L250 217V216H247V218H245L244 216H246L247 215V213H246V215H245V213H244V218H241L240 216H238V214L240 213L239 212V210H238V208L236 209V208H233V209H235V210H233V209H228V208H226L225 210L226 211H224L222 214H221V212L219 213V209L218 208H215V209H213V210H211V211H206V210H204L203 211V209L202 210H195ZM203 207V206H202ZM207 207V206H206ZM224 207V206H223ZM247 207V206H246ZM102 208V207H101ZM197 208V207H196ZM199 208H200V206H199ZM204 208H205V205H204ZM244 208V207H243ZM85 209H86V207H85ZM198 209V208H197ZM246 209V208H245ZM247 209H248V207H247ZM6 210V211H5ZM194 210V211H193ZM242 210V209H241ZM249 210V209H248ZM251 210H252V207H251ZM11 211V210H10ZM165 211V210H164ZM9 212V211H8ZM166 212V211H165ZM169 212V211H168ZM171 212H173V210L171 211ZM254 212V211H253ZM144 213V212H143ZM255 213V212H254ZM58 214V213H57ZM146 214V213H145ZM148 214V213H147ZM158 214V213H157ZM169 214V213H168ZM174 214V213H173ZM187 214H188V212H187ZM158 215H160V214H158ZM180 215V216H179ZM146 216V215H145ZM55 217V215L52 217V218H54ZM180 217V218H179ZM107 218H109V219H107ZM257 218V217H256ZM62 219V220H63ZM107 220H109V221H107ZM223 220V219H222ZM54 221H55V223H54ZM264 221V219L261 221V222H263ZM2 222V221H1ZM57 222H58V220H57ZM259 222V221H258ZM3 223H4V221H3ZM51 223V224H52ZM218 223V222H217ZM264 223V222H263ZM212 224V223H211ZM213 225V224H212ZM51 226V225H50ZM192 226V227H191ZM53 227V226H52ZM198 227V226H197ZM212 227V226H211ZM215 227V226H214ZM191 228V229H190ZM193 228V229H192ZM256 228H257V226H256ZM7 229V227H5V225H2V224H0V231H7L6 230ZM220 229H222L221 227H220ZM101 230V229H100ZM182 230H184V229H182ZM92 231V232H91ZM173 231V230H172ZM178 231V230H177ZM176 231V232H177ZM200 231V232H201ZM211 230H209L208 231V233L210 232ZM215 231V230H214ZM91 232V233H90ZM108 232V230H106V233ZM117 232V231H116ZM169 232V231H168ZM175 232V231H174ZM175 232V233H176ZM179 232H180V229H179ZM199 232V233H200ZM36 233V232H35ZM51 233V232H50ZM128 233V232H127ZM130 233V232H129ZM163 233V232H162ZM167 233V232H166ZM206 233H207V231H206ZM255 233V232H254ZM1 234V233H0ZM32 234V233H31ZM31 234H29V235H31ZM78 234V235H77ZM101 234V233H100ZM112 234V233H111ZM172 234H173V232H172ZM171 234V235H172ZM203 234H204V232H203ZM211 234H213V232L211 231ZM165 235V234H164ZM168 235V234H167ZM208 235V234H207ZM95 236H96V234H95ZM94 236V237H95ZM99 236H101V235H99ZM109 236H110V234H109ZM123 236H125V235H123ZM131 236V235H130ZM148 236V235H147ZM170 236V235H169ZM193 236V235H192ZM192 236H191V238H192ZM31 237V236H30ZM29 237V238H30ZM97 237V236H96ZM187 237H184V240H186V239H188ZM195 237V236H194ZM205 237V238H206ZM71 238H73L74 239V237H71ZM179 238V237H178ZM197 238V237H196ZM73 239H71V240H73ZM98 240V239H97ZM195 241H193L192 243L194 244V242H196V244H199V243H197V240L196 239H194ZM37 241V240H36ZM35 241V242H36ZM84 241H85V239H84ZM91 241H94V239H91ZM191 241H192V239H191ZM190 241V242H191ZM97 242V241H96ZM93 243H95V242H93ZM144 243V242H143ZM185 244H188L189 243V241L187 242H184ZM192 243H191V245H192ZM81 244H83V240H82V243ZM80 245V244H79ZM189 245V246H188ZM187 246L189 247V249L191 248V246H190V243L188 244ZM195 245V244H194ZM202 245H200V246H202ZM72 246V245H71ZM84 245H80V248H82ZM183 246V245H182ZM181 246V247H182ZM196 246V245H195ZM26 247V246H25ZM79 247V246H78ZM88 247V246H87ZM90 247V246H89ZM92 247H93V244H92ZM177 247V246H176ZM180 247V248H181ZM183 247H186V246H183ZM195 250H197L196 249V247H194V246H192ZM202 247H204L205 248V246H202ZM202 247H201V249H202ZM179 248V247H178ZM187 248V247H186ZM203 248V249H204ZM77 250V249H76ZM75 250V251H76ZM186 250V249H185ZM193 250V249H192ZM206 250V249H205ZM205 250H202V251H205ZM5 252H6V250H4ZM69 251V250H68ZM175 251H176V249H175ZM179 250H177V252H178ZM4 252V253H5ZM89 252V251H88ZM136 252V251H135ZM198 252V251H197ZM81 252H79V254H80ZM84 253V252H83ZM87 253V252H86ZM203 253V252H202ZM127 254V253H126ZM167 254V253H166ZM197 255V254H196ZM201 255V254H200ZM120 256H121V254H120ZM171 256V255H170ZM121 258H122V256H121ZM167 258V257H166ZM213 258H215V260L212 262L211 260L213 259ZM119 259V258H118ZM203 261V262H204ZM117 262V261H116ZM61 263V262H60ZM146 263V262H145ZM204 264V263H203Z\"/></svg>",
    "mask_w": 264,
    "mask_h": 264
}]
</instances>
